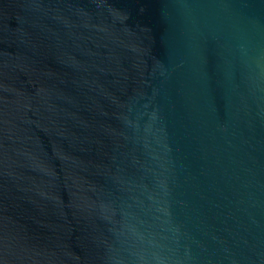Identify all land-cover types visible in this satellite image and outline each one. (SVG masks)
<instances>
[{"label":"water","instance_id":"95a60500","mask_svg":"<svg viewBox=\"0 0 264 264\" xmlns=\"http://www.w3.org/2000/svg\"><path fill=\"white\" fill-rule=\"evenodd\" d=\"M0 264H264V0H0Z\"/></svg>","mask_w":264,"mask_h":264}]
</instances>
